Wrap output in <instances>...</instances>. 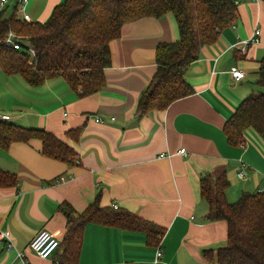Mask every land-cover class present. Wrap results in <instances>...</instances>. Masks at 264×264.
Instances as JSON below:
<instances>
[{
	"label": "crops",
	"instance_id": "1",
	"mask_svg": "<svg viewBox=\"0 0 264 264\" xmlns=\"http://www.w3.org/2000/svg\"><path fill=\"white\" fill-rule=\"evenodd\" d=\"M63 1L6 0L0 2V15L15 13L23 20L26 14L30 22L43 23ZM236 1L235 21L214 43L199 48L186 71L194 92L164 111L138 116L136 106L155 71L157 44L179 37L171 14L122 25L120 36L110 42L105 84L91 95H80L62 78L32 87L0 70L1 121L49 131L77 154L65 164L43 156L38 140L0 147V172L15 178L14 184L0 186V230L9 232L12 243L7 249V241H0V264L58 262L67 230L60 205L66 202L80 213L96 197L101 206L125 209L165 232L154 246L143 233L88 223L78 264H217L204 252L215 255L225 245L227 224L207 220L209 204L199 195V180L224 174L229 202L242 192H264V139L249 128L243 142L232 146L223 132L242 100L254 94L264 57V0ZM255 29L259 42L242 52L239 41ZM233 69L243 71L244 78L235 81ZM73 130L79 131L77 140L69 136ZM42 230L61 244L46 259L28 248Z\"/></svg>",
	"mask_w": 264,
	"mask_h": 264
},
{
	"label": "trees",
	"instance_id": "2",
	"mask_svg": "<svg viewBox=\"0 0 264 264\" xmlns=\"http://www.w3.org/2000/svg\"><path fill=\"white\" fill-rule=\"evenodd\" d=\"M166 14L174 17L179 37L157 44L156 68L138 99L136 114L164 111L194 92L185 79L186 71L198 58L199 48L214 43L235 21L236 0H64L43 23L26 22L15 13L7 18L0 15V40L9 31L23 39L20 49L0 45V70L20 76L32 87L62 78L80 95L94 94L105 84L104 71L111 65L110 42L120 36L122 25ZM254 84L261 91L244 98L223 127L232 146L243 142V133L249 128L264 139V57L259 61ZM78 134V130L69 132L74 140ZM33 140L40 142V152L47 158L72 164L77 157L70 144L49 131L0 121L1 148ZM14 181L13 176L0 172V186ZM228 185L224 174L217 178L207 174L199 180V195L209 204L207 220L227 224L225 245L215 255L208 250L204 256L208 261L215 257L217 264H264V192H242L236 201L229 202L225 194ZM60 209L67 230L55 264H78L88 223L143 233L146 242L154 246L165 232L125 209L101 206L97 197L80 213L66 202Z\"/></svg>",
	"mask_w": 264,
	"mask_h": 264
},
{
	"label": "built area",
	"instance_id": "3",
	"mask_svg": "<svg viewBox=\"0 0 264 264\" xmlns=\"http://www.w3.org/2000/svg\"><path fill=\"white\" fill-rule=\"evenodd\" d=\"M3 4L6 0H0ZM27 0H21V4H25ZM23 20L26 22H30L29 16L24 14ZM260 36V30L255 29L252 36L245 41H239L237 48H239L242 52L245 51L246 47L250 43H258ZM21 38L13 31H9L7 35L0 40V45L12 47L13 49H20V42ZM32 52V51H31ZM231 76L235 81H238L244 78L245 73L239 69H233L231 71ZM3 119L2 112L0 111V121ZM113 119V118H112ZM97 121L99 119H96ZM184 149H180V153H183ZM239 177H243L244 173L241 171L238 173ZM6 240L7 241V249H10L12 243L10 241L9 232L0 230V241ZM60 246V241L54 237V235L46 230L40 231L35 237L30 241L28 248L35 252L40 258L46 259L49 258ZM19 257H23V253H18ZM162 256L161 248H157L156 250V258H160ZM26 262V261H25Z\"/></svg>",
	"mask_w": 264,
	"mask_h": 264
},
{
	"label": "rangeland",
	"instance_id": "4",
	"mask_svg": "<svg viewBox=\"0 0 264 264\" xmlns=\"http://www.w3.org/2000/svg\"><path fill=\"white\" fill-rule=\"evenodd\" d=\"M260 91H261V89L255 85V86H254V91H253V93H254V94H257V93H259Z\"/></svg>",
	"mask_w": 264,
	"mask_h": 264
}]
</instances>
